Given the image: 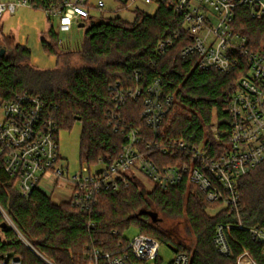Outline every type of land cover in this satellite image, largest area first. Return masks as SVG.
I'll list each match as a JSON object with an SVG mask.
<instances>
[{
  "label": "trees",
  "instance_id": "trees-1",
  "mask_svg": "<svg viewBox=\"0 0 264 264\" xmlns=\"http://www.w3.org/2000/svg\"><path fill=\"white\" fill-rule=\"evenodd\" d=\"M92 18L85 24L79 66L64 58L54 25L48 31L49 40L42 39L46 51L58 58L53 69L31 65L30 47L13 35L5 36V44H1L5 51L0 52V99L8 101L21 93L39 95L54 105L59 129H71L80 121V160L87 165L117 158L128 143L127 133L134 128L141 129L140 151L160 169L183 160L180 152L163 151V143L169 141L184 139L189 146L207 145L213 158L219 156L220 147L228 148L229 134L216 139L212 127H231L227 109L245 67L230 72L202 69L197 66V54L183 56L182 50L193 37L185 30L183 18L166 3H159L154 14L135 10L133 21L120 16L99 21ZM235 26L248 34L254 48L259 46L264 18L254 17L250 6L237 7ZM167 40L173 45L162 54L158 45ZM155 79L162 81L163 99L172 97L157 130L144 116V97ZM115 88H139L142 95L127 97L123 104L114 99ZM149 143L158 146L149 147ZM124 177L126 181L118 189L102 190L96 204L82 208L71 200L56 203L39 188L23 197L0 156V254L12 252L24 264H46L9 223L2 227L8 222L6 213L18 231L55 264H89L93 248L106 253L126 247L130 238L125 231L131 227L170 243L177 251L188 252L191 264H235V259L221 256L213 244L217 223L235 222V213L217 209L211 215L209 210L219 204L208 202L200 188L188 181L161 190L157 185L148 189L137 175ZM239 190L244 225L264 227V162L241 177ZM142 210L162 213L171 220L184 219L186 232L195 240L193 248L177 242L149 215L140 214ZM231 243L236 253L242 248L239 243L255 251L264 264L246 229H232ZM156 262L162 264V259L158 257Z\"/></svg>",
  "mask_w": 264,
  "mask_h": 264
},
{
  "label": "built area",
  "instance_id": "built-area-1",
  "mask_svg": "<svg viewBox=\"0 0 264 264\" xmlns=\"http://www.w3.org/2000/svg\"><path fill=\"white\" fill-rule=\"evenodd\" d=\"M0 0V18L5 10L16 12L22 6L44 9L50 19L57 20L59 32L81 28L80 23L90 20L92 10L100 13H117L122 10L141 9V5L166 3L183 18L185 30L193 42L182 50L183 56L197 54V66L230 72L245 67L228 106L231 127L222 130L212 127L216 139L229 134L228 148H221L219 156L209 155L207 145L189 146L184 139L163 143L165 153L182 154V161L160 169L152 159L140 151L141 129L127 133L128 143L117 158L100 160L98 164H82L70 176L69 164L60 154L59 125L54 115V105L39 95L16 94L1 102L3 117L0 120V156L5 171L14 179L23 197H29L41 185H72L69 200L74 206L91 207L98 201L102 190H116L124 175H138L137 171L153 181L161 190H168L183 181L196 184L210 203H218V210L235 213V222H219L215 227L213 244L223 257L235 259V264H263L255 251L245 247L236 253L231 243L232 229L247 230L258 246L264 262V227L247 228L240 218L241 193L239 180L250 170L264 162V36L254 48L248 34L235 26L238 6H250L251 14L264 18V0H115L116 8H109L105 0ZM173 45L172 40L161 41L158 51L164 53ZM2 45L0 44V52ZM115 100L123 104L127 97L138 98L142 90H118ZM172 97L163 99L162 81L155 79L144 97V116L147 124L157 130L166 116V106ZM149 147L158 143H149ZM223 151H222V150ZM43 190V189H42ZM9 223V219H6ZM13 224V222H12ZM161 242L143 233L136 234L126 247L115 252L102 253L93 248L89 264H157ZM169 264H191V255L175 251ZM48 264H55L42 257ZM0 264H24L12 252L0 254Z\"/></svg>",
  "mask_w": 264,
  "mask_h": 264
},
{
  "label": "rangeland",
  "instance_id": "rangeland-1",
  "mask_svg": "<svg viewBox=\"0 0 264 264\" xmlns=\"http://www.w3.org/2000/svg\"><path fill=\"white\" fill-rule=\"evenodd\" d=\"M14 1V0H6ZM98 0H93L92 3L96 4ZM109 8H116L119 4L115 0H105ZM141 10L148 14H154L157 9V4L152 3L149 5H141ZM93 20L99 21L103 17L108 18L111 16H120L127 21H133L135 18L134 10H122L117 13H105L101 14L97 9L92 10ZM54 25L57 29V20L49 19L46 11L41 8H34L30 6H22L16 12L11 13L9 10H5L0 18V44H5L4 37L13 35L17 41L22 44H26L30 47L32 53L29 59V63L37 68L41 69H53L58 66V58L55 54L46 51L42 45V39L49 40L48 31L51 26ZM85 27L75 28L70 32H59L60 48L64 51V58L68 59L74 66H79L82 61L79 55V51L82 49ZM2 100L0 99V107ZM3 117L2 109L0 108V120ZM82 125L80 121H77L71 129H60L59 141H60V154L69 164L70 176L74 175L80 170V137H81ZM84 165V164H83ZM138 177L144 181L148 189L153 188L154 183L147 177H145L141 171H137ZM41 188L45 193L51 195L52 199L56 203L69 200L72 193V185L51 187L47 184L41 185ZM219 208V207H218ZM216 209L209 210V213L213 215ZM2 210V208L0 207ZM3 211V210H2ZM158 217H163L162 213L158 212ZM5 218H10L5 213ZM162 219V223L159 222V227L167 231L173 239L177 242L184 243L190 248H193L195 240L193 236L186 232V224L184 219L171 220L165 218ZM9 223V222H8ZM155 223V222H154ZM10 226L17 232L22 240L43 260L45 257L41 254L34 245H32L17 229L16 225L12 222ZM157 224V223H155ZM139 231L136 227H131L125 231V235L130 239L133 238ZM0 236L3 237V233L0 231ZM175 251L171 247L170 243H161L159 250L162 264H169L175 257ZM48 259V258H47ZM50 260V259H49ZM45 263L46 261L43 260ZM51 261V260H50ZM53 262V261H51ZM54 263V262H53ZM48 264V263H46Z\"/></svg>",
  "mask_w": 264,
  "mask_h": 264
},
{
  "label": "water",
  "instance_id": "water-1",
  "mask_svg": "<svg viewBox=\"0 0 264 264\" xmlns=\"http://www.w3.org/2000/svg\"><path fill=\"white\" fill-rule=\"evenodd\" d=\"M80 27H85V23H80L79 25ZM5 51V49L3 48L1 50V54H3ZM140 214H147L151 217V219L153 220V222L157 223L158 222V212L153 211V210H142L139 212ZM8 222H5L2 224V227H7ZM173 248L174 251H176V248L171 246Z\"/></svg>",
  "mask_w": 264,
  "mask_h": 264
},
{
  "label": "flooded vegetation",
  "instance_id": "flooded-vegetation-1",
  "mask_svg": "<svg viewBox=\"0 0 264 264\" xmlns=\"http://www.w3.org/2000/svg\"><path fill=\"white\" fill-rule=\"evenodd\" d=\"M162 219H163V218H161V217L159 218V217H158V222H157V223L162 222Z\"/></svg>",
  "mask_w": 264,
  "mask_h": 264
}]
</instances>
